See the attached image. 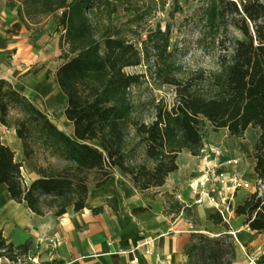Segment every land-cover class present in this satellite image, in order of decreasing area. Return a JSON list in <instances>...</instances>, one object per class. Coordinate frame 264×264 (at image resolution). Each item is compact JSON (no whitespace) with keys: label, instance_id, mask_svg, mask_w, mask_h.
Segmentation results:
<instances>
[{"label":"trees","instance_id":"16d2710c","mask_svg":"<svg viewBox=\"0 0 264 264\" xmlns=\"http://www.w3.org/2000/svg\"><path fill=\"white\" fill-rule=\"evenodd\" d=\"M118 2L8 0L11 8L18 4L16 16L28 31L40 30L45 19L59 13L53 31L60 34L62 63L55 79L65 98L63 115L72 137L0 80V125L14 130L24 161L37 176L26 185L22 164L0 141V185L10 200L24 203L32 214L60 217L69 210L80 212L89 188L102 187L114 170L140 193L163 186L177 170L178 154L198 156L206 126L236 139L250 128L256 135L252 171L263 188L249 194L234 214L244 217L249 231L264 237V0H204L201 29L222 53L219 67L184 76L168 51L167 30L157 25L141 40L138 31L150 13L126 6L130 17L124 30L113 22L120 12ZM218 34L221 38L215 39ZM143 63L158 85L171 86L175 93L170 108L162 101L151 104L149 123L137 116L138 106L130 96L142 76L124 72ZM38 156L44 164L37 162ZM168 203L171 213L190 218L189 209L170 197ZM209 220L226 227L219 216ZM27 251L26 244L13 246L0 231V259L17 264ZM183 253L186 264H232L235 244L228 233L210 237L195 231Z\"/></svg>","mask_w":264,"mask_h":264},{"label":"crops","instance_id":"0c3cea01","mask_svg":"<svg viewBox=\"0 0 264 264\" xmlns=\"http://www.w3.org/2000/svg\"><path fill=\"white\" fill-rule=\"evenodd\" d=\"M17 8L18 4L11 8L8 0H0V80L11 84L52 123L54 113L59 110L66 131L53 124L68 136L72 126L64 118L65 98L55 79L62 63L56 51L58 39L49 37L45 28L36 32L26 30L16 16ZM54 57L58 60L54 61ZM220 138L226 157L239 161L238 170L246 180H256L252 171L254 161L250 158L254 141L228 138L225 131H219L203 138V146L211 147ZM0 141L27 172L25 184L37 179L24 161L14 130L0 125ZM241 147L244 158L250 162L251 176L241 167ZM176 166L177 170L168 175L163 186L142 193L133 188L128 177L114 170L102 187L89 188L80 212L69 210L60 217L51 213L43 217L32 214L24 203L10 200L5 186L0 185L2 237L13 246L27 245L22 261L26 264H186L183 251L193 232L210 237L233 233L236 245L232 264H247V255L257 256L258 264H264V237L249 231L244 217L234 214L224 223L226 227L214 225L209 217L216 215L215 211L193 204L189 182L201 168L198 156L182 151L176 158ZM248 195L238 192L235 207ZM168 197L189 209L190 218L183 212L171 213ZM96 209L100 211L94 213ZM0 264L13 263L0 259Z\"/></svg>","mask_w":264,"mask_h":264},{"label":"rangeland","instance_id":"374dc122","mask_svg":"<svg viewBox=\"0 0 264 264\" xmlns=\"http://www.w3.org/2000/svg\"><path fill=\"white\" fill-rule=\"evenodd\" d=\"M203 2L204 0H119L120 12L113 17V22L122 26L124 30L126 29L124 23L130 17V14L124 11L126 6L136 8L139 10L140 14L150 13V17L147 18L144 25H142L138 31L141 40H144L146 34H148V30H153L158 25L161 31L167 30L168 32V51L173 53L175 63L180 68V72L183 76L190 71L199 69L216 71L219 67L218 56L222 53L217 48L216 44H211L209 34L201 29V9L204 7ZM58 15L59 13L45 19L40 27V29L45 28L48 30L49 37L52 36L55 40L59 39L60 36L59 33L54 34L53 31V25ZM202 34L205 35V37H202ZM218 38H221L219 34L215 35V39ZM130 39L134 42L136 38L130 37ZM136 45L140 47V41L137 42ZM56 51H58L60 56L61 51L59 48H56ZM58 58L55 59L54 57L53 60H58ZM124 72L129 75L142 76L139 85L130 90L131 100L138 106L137 116H139L141 120L146 123L152 121L153 113L151 104L162 101L167 108L171 107L175 97L174 88L168 85H158L152 76V69L145 63L137 67L126 68ZM52 121L57 127L66 131L65 123L61 119L59 110L54 113ZM212 133L213 132H211L208 126L202 130L204 139L211 136ZM68 136L72 137V133L68 134ZM221 138L212 142L214 144L213 146L222 145L223 141ZM255 139V131L249 128L240 140L251 143L255 141ZM239 150H241V154H243L240 156L241 167L251 176L250 162H247L244 158V147H241ZM37 162L39 164H44L41 156L37 157ZM21 174L24 181H27L29 178L27 172L23 169L21 170ZM233 242L236 245L234 238Z\"/></svg>","mask_w":264,"mask_h":264},{"label":"built area","instance_id":"2783aa9c","mask_svg":"<svg viewBox=\"0 0 264 264\" xmlns=\"http://www.w3.org/2000/svg\"><path fill=\"white\" fill-rule=\"evenodd\" d=\"M225 148L203 146L198 154L201 168L189 182L193 204L212 208L223 223L234 215L235 198L240 191L249 194L263 188L259 181L250 182L238 170L239 161L226 157ZM233 236V233L230 234ZM247 264H258L257 256H246ZM17 264H26L20 262Z\"/></svg>","mask_w":264,"mask_h":264}]
</instances>
